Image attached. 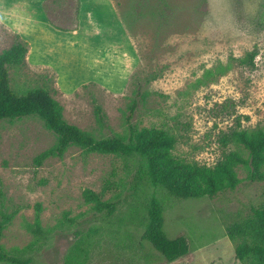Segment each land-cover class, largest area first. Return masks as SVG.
Returning <instances> with one entry per match:
<instances>
[{"label":"rangeland","instance_id":"374dc122","mask_svg":"<svg viewBox=\"0 0 264 264\" xmlns=\"http://www.w3.org/2000/svg\"><path fill=\"white\" fill-rule=\"evenodd\" d=\"M15 42L27 54L25 67L9 70L11 87L47 89L68 124L97 138L162 130L175 139L173 157L212 167L227 152L247 158L222 135L264 130V0H0V53ZM249 54L253 66L241 64ZM55 144L36 117L0 122V217L11 215L0 244L9 255L64 264L90 236L83 264H241L226 229L264 206V181H251L247 166L235 168L233 189L184 199L152 186L135 156L71 146L37 165ZM86 190L112 212L86 203ZM153 197L166 235L189 245L172 262L142 238ZM37 221L41 238L30 230Z\"/></svg>","mask_w":264,"mask_h":264},{"label":"trees","instance_id":"16d2710c","mask_svg":"<svg viewBox=\"0 0 264 264\" xmlns=\"http://www.w3.org/2000/svg\"><path fill=\"white\" fill-rule=\"evenodd\" d=\"M27 47L21 42L13 43L0 53V122L36 117L56 137L52 148L40 153L35 162L40 165L49 157H62L71 146L86 153L114 154L137 157L143 175L148 182L165 190L177 198L213 197L218 192L233 189L237 184L235 168L245 165L249 168L251 181H264V130L231 129L221 137L224 145L234 144L247 151V158L235 152H227L212 167L187 164L172 156L175 139L162 130L141 132L131 130L128 136L109 135L97 138L68 124L63 119V107L43 87L15 91L10 85L9 70H17L26 65ZM253 54L241 64L253 66ZM133 102L130 111H134ZM94 113L98 123L105 124L106 118L100 106ZM86 203H93L98 210H113V204L102 202L101 194L86 190L83 194ZM163 209L154 197L150 200L145 217L143 240L148 242L168 262L175 261L188 253L189 245L184 237L169 238L164 231ZM11 215L1 214L0 239ZM38 221L31 233L42 237ZM229 239L235 244L234 255L241 264H264V206L252 208L250 214L229 225L226 229ZM90 236L79 238L77 244L65 257L64 264H83L86 254L83 242L89 243ZM0 263L26 264V261L9 255L0 244Z\"/></svg>","mask_w":264,"mask_h":264}]
</instances>
